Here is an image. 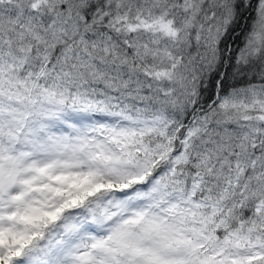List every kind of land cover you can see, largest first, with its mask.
Listing matches in <instances>:
<instances>
[{
    "label": "snow or ice",
    "instance_id": "6c2138e0",
    "mask_svg": "<svg viewBox=\"0 0 264 264\" xmlns=\"http://www.w3.org/2000/svg\"><path fill=\"white\" fill-rule=\"evenodd\" d=\"M0 264H264V0H0Z\"/></svg>",
    "mask_w": 264,
    "mask_h": 264
}]
</instances>
